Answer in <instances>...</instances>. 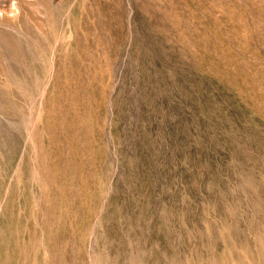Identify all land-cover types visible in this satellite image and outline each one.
Returning <instances> with one entry per match:
<instances>
[{
  "label": "rangeland",
  "instance_id": "obj_1",
  "mask_svg": "<svg viewBox=\"0 0 264 264\" xmlns=\"http://www.w3.org/2000/svg\"><path fill=\"white\" fill-rule=\"evenodd\" d=\"M0 264H264V0H0Z\"/></svg>",
  "mask_w": 264,
  "mask_h": 264
}]
</instances>
